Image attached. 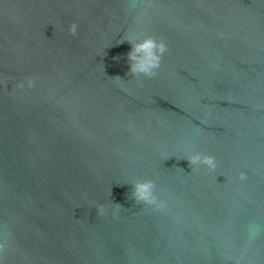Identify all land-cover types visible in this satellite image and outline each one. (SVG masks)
I'll use <instances>...</instances> for the list:
<instances>
[{"label":"water","instance_id":"95a60500","mask_svg":"<svg viewBox=\"0 0 264 264\" xmlns=\"http://www.w3.org/2000/svg\"><path fill=\"white\" fill-rule=\"evenodd\" d=\"M0 264H264V0H0Z\"/></svg>","mask_w":264,"mask_h":264},{"label":"clouds","instance_id":"9594fccd","mask_svg":"<svg viewBox=\"0 0 264 264\" xmlns=\"http://www.w3.org/2000/svg\"><path fill=\"white\" fill-rule=\"evenodd\" d=\"M73 36L77 35V25L73 23L69 28ZM131 44V51L127 54V59L130 65L129 75L135 78L145 77L152 78L157 75L158 69L161 66V61L164 54L168 51L167 45L163 40H157L152 36L144 38L127 39ZM119 78V77H117ZM27 85L28 88L34 86V81L28 78L26 81L18 82L15 87L23 90ZM189 162V166H205L209 170H215L217 167L214 157L200 152H192L188 157L184 158ZM131 198L140 204L156 205L159 207L158 198L156 195V184L153 180H137L132 184ZM116 204V211L123 208L119 203ZM99 215L105 213L104 206L98 207Z\"/></svg>","mask_w":264,"mask_h":264}]
</instances>
